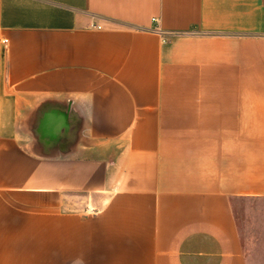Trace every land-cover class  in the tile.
Segmentation results:
<instances>
[{
  "label": "crops",
  "instance_id": "crops-1",
  "mask_svg": "<svg viewBox=\"0 0 264 264\" xmlns=\"http://www.w3.org/2000/svg\"><path fill=\"white\" fill-rule=\"evenodd\" d=\"M264 197V0H0V264H247Z\"/></svg>",
  "mask_w": 264,
  "mask_h": 264
},
{
  "label": "rangeland",
  "instance_id": "rangeland-1",
  "mask_svg": "<svg viewBox=\"0 0 264 264\" xmlns=\"http://www.w3.org/2000/svg\"><path fill=\"white\" fill-rule=\"evenodd\" d=\"M247 264H264V197L233 199Z\"/></svg>",
  "mask_w": 264,
  "mask_h": 264
}]
</instances>
